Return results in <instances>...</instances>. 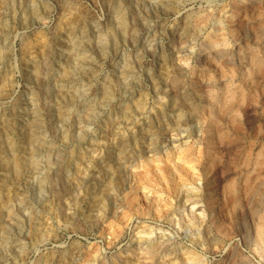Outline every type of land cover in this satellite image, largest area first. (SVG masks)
<instances>
[{
    "label": "rangeland",
    "instance_id": "374dc122",
    "mask_svg": "<svg viewBox=\"0 0 264 264\" xmlns=\"http://www.w3.org/2000/svg\"><path fill=\"white\" fill-rule=\"evenodd\" d=\"M241 1L0 0V264H123L131 247L135 264L144 230L178 249L152 264H264V4ZM254 55L262 68L245 77ZM206 90L224 116L210 162ZM143 186L169 216L142 213ZM185 190L203 223L178 209Z\"/></svg>",
    "mask_w": 264,
    "mask_h": 264
},
{
    "label": "bare ground",
    "instance_id": "6f19581e",
    "mask_svg": "<svg viewBox=\"0 0 264 264\" xmlns=\"http://www.w3.org/2000/svg\"><path fill=\"white\" fill-rule=\"evenodd\" d=\"M243 1H245V0H243ZM243 1H241L242 3H243ZM251 1V0H250ZM259 1V0H258ZM237 2V1H236ZM260 2H263V4H264V0H260ZM238 3V2H237ZM246 4V3H245ZM258 4V3H257ZM234 5L236 6V3L234 2ZM234 5H231V6H233L234 7ZM243 5V4H242ZM226 6V5H225ZM239 6V5H238ZM240 7H242V6H239V7H237L238 9H237V11L235 10V9H233L234 11H236V15H238V13L240 12ZM254 8V7H253ZM234 13V12H233ZM235 14V13H234ZM259 14V13H258ZM210 15H212L211 13H210ZM233 15V14H232ZM202 17H203V15H202ZM253 17V16H252ZM251 17V18H252ZM254 17H255V15H254ZM204 18L205 19H208L209 18V16H204ZM231 18H232V16H231ZM202 19V18H201ZM202 21V20H201ZM200 20H199V22H201ZM216 21V20H215ZM220 21V20H219ZM202 22H204V20L202 21ZM200 24V23H199ZM216 24V23H215ZM247 24V23H246ZM259 24V23H258ZM261 25L263 24L262 22L260 23ZM260 24H259V26H260ZM197 25H198V23H197ZM243 25V24H242ZM241 25V26H242ZM252 25H253V23H252ZM244 26V25H243ZM251 26V25H250ZM264 26V25H263ZM263 26H262V28H263ZM231 27H232V25H231ZM254 27V26H253ZM257 27V26H256ZM255 27V28H256ZM261 27V26H260ZM259 27V28H260ZM219 28H221V27H219ZM249 28V27H248ZM258 29V28H257ZM256 29V30H257ZM264 29V28H263ZM263 29H261L262 31L261 32H263L264 30ZM222 30V29H221ZM237 30V29H236ZM236 30L235 29H233L232 30V32L233 31H235L234 33L236 34ZM239 31H240V29H238ZM246 30V29H245ZM257 31H259V30H257ZM224 33V32H223ZM238 33V32H237ZM254 33V32H253ZM222 34V33H221ZM233 34V33H232ZM241 34V33H240ZM250 34V33H249ZM256 34V33H255ZM260 35H261V33H259ZM259 34H258V36L257 37H259ZM224 35V34H223ZM234 35V34H233ZM243 35V34H242ZM251 35V34H250ZM221 37H223L222 35H220ZM262 36H264V33H263V35ZM262 36H260V38L262 37ZM209 37V36H208ZM235 37H237L236 35H235ZM254 37V36H253ZM252 37V38H253ZM232 38V37H231ZM255 38V37H254ZM209 39V38H208ZM214 39H216V38H214ZM214 39H212V40H214ZM239 40V39H238ZM254 40H257V39H254ZM262 40H264V37H263V39ZM231 41V40H230ZM237 41V40H236ZM259 41V40H258ZM208 42V41H207ZM210 42V41H209ZM209 42L207 43V48H211V47H214V46H219L220 47V45H223V44H225L226 42H227V39L225 38V36H224V38H221V39H216V40H214V41H211L210 42V44H209ZM254 42V41H253ZM256 42V41H255ZM264 42V41H263ZM244 43V42H243ZM248 43V42H247ZM247 43L245 44V46L247 45ZM257 43V46H258V42H256ZM229 44V43H228ZM249 44V43H248ZM227 45V44H226ZM241 46H243V45H241ZM255 46V45H254ZM260 46H261V44H260ZM223 47V46H222ZM228 47V46H227ZM249 47V46H248ZM221 49V48H220ZM219 49V50H220ZM223 49V48H222ZM225 49V48H224ZM243 49V48H242ZM246 49V51H248L247 50V47L245 48ZM249 49V48H248ZM254 49V48H253ZM252 49V50H253ZM263 49V48H262ZM216 50V49H215ZM260 50V49H259ZM211 51V50H210ZM225 51V50H224ZM251 51V50H250ZM227 52V51H226ZM240 52H241V48H240ZM258 52V51H257ZM210 53V52H209ZM217 53H219V52H217ZM223 53V52H222ZM245 53V52H244ZM260 53V52H259ZM238 54H239V52H238ZM237 54V55H238ZM241 54V53H240ZM249 53H247V55H248ZM255 54V53H254ZM257 54V53H256ZM260 54H264V53H260ZM209 55V54H208ZM217 55V54H216ZM222 55H224V54H222ZM226 55V54H225ZM232 55V54H231ZM259 55V54H258ZM241 56V55H240ZM251 55H248V57H250ZM256 55H254L250 60H249V62L248 63H250L251 64V66L249 67L248 66V68H246V69H244V71H242V75H245V77H247V76H250V75H252V74H254L253 72L255 71V70H258L259 68H262L261 66H262V64H263V58L262 59H259V57L258 58H256L255 57ZM213 57V56H212ZM242 57V56H241ZM261 57H263V56H261ZM219 58H220V56H219ZM232 58V57H231ZM243 59H244V61L246 60V56H244L243 55V57H242ZM213 59V58H212ZM217 59V58H216ZM211 60V59H210ZM209 60V61H210ZM214 60V59H213ZM212 60V61H213ZM211 61V62H212ZM239 61V60H238ZM240 61H242L241 59H240ZM206 62V61H205ZM215 62V61H214ZM240 63V62H239ZM245 63V62H244ZM210 64V63H209ZM216 65H217V63H215ZM207 65V64H206ZM206 65H204L205 67H206ZM238 65V64H237ZM209 66V65H208ZM220 66V65H219ZM244 66V65H243ZM264 66V65H263ZM210 68V67H209ZM219 68V67H218ZM216 69V68H215ZM242 69V68H241ZM208 70H210V69H208ZM213 70V69H212ZM223 70H224V68H223ZM222 70V71H223ZM228 70H230V69H228ZM260 70V69H259ZM258 70V71H259ZM214 71V70H213ZM212 71V72H213ZM219 71H221V69L219 68ZM232 71V70H231ZM236 71V70H235ZM257 71V72H258ZM264 71V70H263ZM215 72V71H214ZM233 72V71H232ZM231 72V73H232ZM260 73V72H259ZM264 73V72H263ZM214 75H215V73H213ZM226 74H227V72H226ZM230 74V73H229ZM233 74V73H232ZM238 74H239V72H238ZM255 74H257L256 72H255ZM254 74V75H255ZM176 75V74H175ZM209 75H210V73H209ZM228 75V74H227ZM231 75V74H230ZM235 75V74H234ZM211 76H212V74H211ZM213 77V76H212ZM216 77V76H215ZM224 77V76H223ZM232 77V76H231ZM244 77V76H243ZM242 77V78H243ZM245 77H244V80H245ZM208 78V77H207ZM210 78V77H209ZM218 78V77H217ZM217 78H215V79H217ZM240 78H241V76H240ZM220 79V78H219ZM229 79H230V77H229ZM254 79V78H253ZM256 79V78H255ZM175 80H177V77H176V79ZM175 80H174V83H176L175 82ZM179 80V79H178ZM212 80V79H211ZM257 80V79H256ZM207 81H210V79H207ZM216 81V80H215ZM234 81V80H233ZM217 82V81H216ZM228 82V81H227ZM212 83V82H211ZM210 83V84H211ZM223 83L225 84V81H223ZM178 84V83H177ZM230 84H231V80H230ZM221 85V84H220ZM227 84H225L223 87H224V90H225V95L227 96V99H228V97H229V95H233V90H230L228 87H225ZM234 85V84H233ZM216 86V85H215ZM222 86V85H221ZM219 87V86H218ZM222 87V88H223ZM231 87V86H230ZM173 88H175L174 86H173ZM214 88V87H213ZM198 89H200V88H198ZM235 89V88H234ZM210 90V89H209ZM236 90V89H235ZM207 91V93L206 94H204V99H206V101H207V104H209L211 107L210 108H208V109H210V113H208V115L206 116V117H203V119H201L200 120V122H199V124H201V127L200 128H202V130H203V133L205 134V139H204V150L202 151V158L205 160V162L207 161H209V160H214L215 159V150H217L216 149V146H217V143L221 140V134H220V132H222V131H219V129H218V124L223 120V115L222 114H220L219 112H221V111H219L218 109H220V107H218V99H217V97L218 96H216L214 93H212V92H210V91H208V90H206ZM221 91H222V89H221ZM243 91V90H242ZM215 92H216V90H215ZM218 93V92H217ZM231 93V94H230ZM235 93V92H234ZM237 93V92H236ZM235 96V95H234ZM244 96V95H243ZM221 97V96H220ZM230 98V97H229ZM234 98V97H233ZM203 99V100H204ZM226 99V98H225ZM225 99L223 100L224 102H225ZM237 99V98H236ZM235 99V100H236ZM234 100V99H233ZM222 101V100H221ZM227 101V100H226ZM228 101H231V99L230 100H228ZM220 102V101H219ZM237 102V101H236ZM223 103V102H222ZM221 103V104H222ZM224 104V103H223ZM223 104H222V106H223ZM227 105V104H226ZM220 106V105H219ZM224 106H225V104H224ZM218 107V108H217ZM223 108V107H222ZM229 110V109H228ZM209 111V110H208ZM225 114V113H224ZM227 114V113H226ZM237 114V113H236ZM236 116V115H235ZM178 121V120H177ZM230 122V121H229ZM180 125V124H179ZM227 131V130H226ZM229 133V132H228ZM224 136V135H223ZM186 149V148H185ZM186 152V155L188 154L189 155V151H185ZM231 152V151H230ZM229 152V153H230ZM250 152V151H249ZM234 153V152H233ZM243 153V152H242ZM264 154V153H263ZM184 155V154H183ZM187 155V156H188ZM185 156V155H184ZM193 156V155H192ZM248 156V155H247ZM186 157V156H185ZM199 157H200V155H199ZM217 159V158H216ZM188 161L189 160H191L190 159V157L187 159ZM203 160V161H204ZM184 161H185V159H184ZM200 162V160H196V161H194L193 159H192V161L191 162H195V164H194V166L196 165H198L197 164V162ZM231 161H233V159H231ZM251 161V160H250ZM190 162V163H191ZM210 162V161H209ZM252 162H254V164L256 163L254 160L252 161ZM178 163V162H177ZM176 163V164H177ZM223 163V162H222ZM241 163H242V161H241ZM209 164V163H208ZM233 164V163H232ZM247 164V163H246ZM184 165V164H183ZM183 165H181V166H183ZM191 164H189V166H190ZM204 165V164H203ZM188 165H187V168L189 167ZM194 166H191L192 168L194 167ZM243 166V165H242ZM260 166V165H259ZM178 168V167H177ZM210 167H208V169H209ZM227 168V167H226ZM245 168V167H244ZM254 168V167H253ZM256 168V167H255ZM182 169V168H181ZM185 169V168H184ZM208 169H207V171H208ZM166 170V169H165ZM187 170V169H186ZM190 169H188V171H189ZM210 170V169H209ZM247 170V169H246ZM250 170V169H249ZM182 171V170H181ZM243 171V170H242ZM98 172V171H97ZM192 172H194V171H192ZM251 172V171H250ZM100 173H102V172H100ZM104 173V172H103ZM166 173V172H165ZM195 173V172H194ZM190 174V173H189ZM192 174V173H191ZM114 175V174H113ZM144 175H145V173H144ZM148 175H149V172H148ZM204 175V174H203ZM141 176V175H140ZM150 176V175H149ZM198 176V175H197ZM263 176V175H262ZM154 177V176H153ZM152 177V178H153ZM241 177V176H240ZM148 178V177H147ZM192 178V177H191ZM264 178V177H263ZM100 181H101V179H99ZM141 180H143V179H141ZM258 180V179H257ZM261 180V179H260ZM147 181V180H146ZM149 181V180H148ZM175 181H176V179H175ZM259 181V180H258ZM183 182V181H182ZM180 183V182H178L177 181V184H176V189H177V192H178V194H179V192L181 191V190H183V185H184V183ZM190 182V181H189ZM234 182V181H233ZM257 182V181H256ZM238 183V182H237ZM145 184V183H144ZM143 185V184H142ZM153 185V184H152ZM192 185V184H191ZM264 185V181H261V183H259V186H263ZM144 187V188H143ZM143 187H141V188H143V195H144V197L146 198V200H147V202H150L149 204H146V206L143 208V210H142V213H146V214H150V213H152V209H153V214L155 215V214H158V215H168L169 216V211H170V208H163V205H161V203H160V201L162 200V197L160 196V197H152V196H150L149 197V195H148V193H149V191H150V188H149V190L147 191L146 189H147V186H143ZM230 188H228L229 190L231 189V191H232V193H233V198H235V207H237V208H242L243 209V207H242V204H240V203H238L239 201H241V194H240V190L236 187V185L233 183V185H231V186H229ZM175 189V190H176ZM190 190V189H189ZM261 190V189H260ZM185 191H187V190H185ZM228 191V190H227ZM243 191V190H242ZM136 192V191H135ZM211 193V192H210ZM229 193V192H228ZM142 194V193H141ZM162 194V193H161ZM196 194V193H195ZM136 195V194H135ZM180 195V194H179ZM232 195V194H231ZM137 196V195H136ZM197 196V195H196ZM195 196V197H196ZM207 196V195H206ZM132 197V196H131ZM215 197V196H214ZM253 197V196H252ZM60 198V197H59ZM134 198V197H133ZM136 198H138V197H136ZM157 198V199H156ZM193 198H194V196L193 195H191L190 193H189V191H187L186 192V194H184L183 196H182V199H181V201H180V206L178 207V209L182 206V207H184V206H190V204H191V208L192 209H194V210H192L191 209V214L193 215L192 217H190V218H195V219H202V223H203V221H205V216H206V212L205 211H207V208H204V209H202L201 211H200V213H198L197 214V212L198 211H196L197 209H201L200 207H197L196 208V204L200 201V199H198V196H197V198H195L194 200H193ZM219 198V197H218ZM139 199V198H138ZM203 199V198H202ZM208 199V202H206V204H207V207L210 209L211 208V210H214L215 211V207H216V200L211 196V197H209V198H207L206 197V200ZM232 199V198H231ZM243 199V198H242ZM145 200V201H146ZM245 200V199H244ZM259 201V200H258ZM262 201V200H261ZM153 202H155V203H153ZM242 202V201H241ZM133 203V202H132ZM145 203V202H144ZM154 205H153V204ZM233 203V202H232ZM238 203V204H237ZM142 204V203H141ZM244 204V203H243ZM262 204V203H261ZM264 204V203H263ZM153 205V206H152ZM142 206H143V204H142ZM149 206H150V208H149ZM153 208H152V207ZM245 206V205H244ZM264 206V205H263ZM166 207H167V205H166ZM189 208V207H188ZM252 208V207H251ZM264 208V207H263ZM233 209H235V208H233ZM241 209V210H242ZM188 210V209H187ZM244 210V209H243ZM247 210V209H246ZM138 211H140V209H138ZM214 211H213V213H214ZM232 211V210H231ZM239 211V210H238ZM248 211V210H247ZM257 211V210H256ZM189 212V211H188ZM216 212V211H215ZM232 212H234V211H232ZM250 212V211H249ZM259 214H258V216H259V218L261 219H259L261 222L259 223V225H256V226H258L256 229L257 230H255L256 232V236H254L255 238H254V244L256 245V246H264V212L263 211H261L260 210V212L259 211H257ZM189 213V214H190ZM234 214V213H233ZM256 214V213H255ZM175 215H176V213H175ZM245 215V214H244ZM254 215V214H253ZM178 216V215H177ZM191 216V215H190ZM233 216V215H232ZM250 216V215H249ZM257 216V217H258ZM173 217V218H172ZM172 217H167V218H169L168 219V221L171 223L172 221H174L175 219H176V217H175V219H174V216H172ZM183 218H186V217H183ZM188 218V217H187ZM186 218V219H187ZM246 218V217H245ZM181 219L182 218H180V221H181ZM189 219V218H188ZM247 219V218H246ZM251 220H252V218H250ZM192 220V219H191ZM183 221V220H182ZM181 221V222H182ZM189 221V220H188ZM259 222V221H258ZM174 224V223H173ZM176 224V223H175ZM178 224H179V220H178ZM220 224V223H219ZM222 224V223H221ZM256 224V223H255ZM258 224V223H257ZM180 225V224H179ZM225 225V224H224ZM206 226V225H205ZM221 226V225H220ZM142 227V226H141ZM250 228V227H249ZM224 229V228H223ZM227 229V228H226ZM113 231V230H112ZM117 231V230H116ZM115 230L113 231V232H116ZM229 231V230H228ZM112 232V233H113ZM153 231H143L141 234V236H142V240H144V242H147L148 244H147V246H146V248H144L143 249V255H141L137 260H135L134 261V263L135 264H148V263H151V262H155V259L157 258V256L160 254V253H163V252H178L177 250V246L176 245H174V246H171L170 245V243H167V242H162V243H159V242H154V241H148V235H150L151 233H152ZM111 233V234H112ZM227 233V232H226ZM229 233H230V231H229ZM115 234V233H114ZM140 234V233H139ZM116 235V234H115ZM226 235V234H225ZM229 236V235H228ZM140 239H141V237H140ZM109 244V243H108ZM111 244V243H110ZM144 247V246H143ZM258 247V248H259ZM141 250V249H140ZM134 251H135V248H129L125 253H126V258H125V260H124V262H125V264H127L129 261H130V258H131V255L134 253ZM87 255V254H86ZM92 256H94V255H92ZM178 257V256H177ZM189 259V258H192V259H199V255H197L195 252H193V251H191V250H188V249H184L183 250V252H182V255H180L179 256V259L180 260H183V259ZM93 261L94 262H96L97 261V258H93ZM191 261V260H190ZM124 262H123V264H124ZM99 264H105V263H103V262H98ZM46 264H48V263H46ZM86 264V263H85ZM92 264H94V263H92ZM118 264H121V262H119ZM152 264V263H151ZM175 264H180V261L178 262H176Z\"/></svg>",
    "mask_w": 264,
    "mask_h": 264
}]
</instances>
